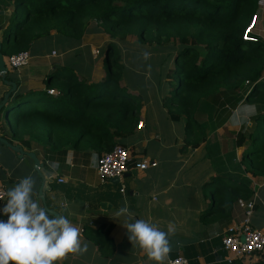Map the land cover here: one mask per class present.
<instances>
[{
	"label": "trees",
	"instance_id": "trees-1",
	"mask_svg": "<svg viewBox=\"0 0 264 264\" xmlns=\"http://www.w3.org/2000/svg\"><path fill=\"white\" fill-rule=\"evenodd\" d=\"M263 1L0 0V11L14 6L10 14L0 15L4 56L30 52L36 40L53 32L80 39L95 23L119 42L110 41L106 47L103 81L87 83L74 68L57 66L48 76L47 90L16 95L15 103L24 104L16 107L13 120L10 113L3 136L46 154H66L68 148L100 155L111 151L140 121L141 104L122 84L126 67L120 43L134 36L144 48L177 46L165 60L168 88L163 103L174 120L186 121L187 143L199 147L206 141L202 123L218 105L238 108L252 121L249 127L244 118L236 140L237 146L248 145L242 162L252 176H264V41L244 39ZM57 78L61 94L41 108L40 101L52 96L48 89ZM30 97H36L38 107ZM252 194L240 183L222 187L216 190L210 213H223L240 198L252 200Z\"/></svg>",
	"mask_w": 264,
	"mask_h": 264
},
{
	"label": "crops",
	"instance_id": "crops-1",
	"mask_svg": "<svg viewBox=\"0 0 264 264\" xmlns=\"http://www.w3.org/2000/svg\"><path fill=\"white\" fill-rule=\"evenodd\" d=\"M12 9L13 5L4 11V15L10 14ZM257 17L255 34L260 41H264V1ZM90 27L98 30L97 25ZM4 30L3 25L1 38ZM52 34L49 38L54 37L56 41L65 39L55 32ZM42 39L33 43L29 63L19 70H11L12 80L18 81V92L13 95V101L20 93L47 90L48 76L57 66L71 67L66 61L69 55H75L76 60L81 58L75 45L62 49L60 53L51 47L37 50ZM95 48L92 45L93 56ZM33 63H39V69L37 66L31 72L28 68ZM105 76L102 73L97 77H87V83L102 80ZM51 88L60 91L54 86ZM8 90L9 86L0 78V102ZM165 94L163 92L158 97L157 105L141 104L139 120L144 122V126H137L118 143L130 150L132 165L144 159L155 160L158 165L147 169L132 168L119 182L98 173V160L104 152L100 155L81 148H68L66 154H46L43 149H28L15 140L14 144H21L25 151H34L43 163L50 176L42 178L31 157H19V153L0 141V180L7 189L20 178L33 175L37 181L33 198L42 207L47 206L67 216L80 228L82 240L88 243L86 253L69 254L60 264H153L128 239L123 225L128 217L116 216L119 209L125 207L134 218L155 223L164 231L170 224L174 225L175 235L171 237L173 249L165 264H170V260L181 255L192 264H229L222 237L229 226L244 220L245 209L234 204L231 209L226 208L217 215L210 210L216 203V190L222 187L230 189L236 183L252 190L254 209L251 225L264 229V176L254 177L246 170L242 159L248 145L236 144L238 133L244 129V118L247 119V126L252 125L247 113L218 105L216 112L208 113L202 123L206 141L194 147L185 138L186 121L174 120L170 116L163 103ZM9 121L6 110H2L0 136L4 137ZM52 162H57L58 168H52ZM42 184L45 187L44 200L40 194ZM123 186L125 192L121 191ZM5 201H0V209ZM0 220H7V216L0 213ZM260 262L264 264V252L250 260V264Z\"/></svg>",
	"mask_w": 264,
	"mask_h": 264
},
{
	"label": "clouds",
	"instance_id": "clouds-1",
	"mask_svg": "<svg viewBox=\"0 0 264 264\" xmlns=\"http://www.w3.org/2000/svg\"><path fill=\"white\" fill-rule=\"evenodd\" d=\"M253 35L256 36L255 29ZM148 55L144 53L145 58ZM50 166L59 165L52 162ZM36 184L34 176L27 175L6 192V201L0 209L7 216V220H0V264H60L69 254L83 255L88 251L79 227L33 198ZM116 216L128 217L123 225L133 246H138L153 264H165L173 249L174 225L164 231L155 223L134 218L126 207L119 209Z\"/></svg>",
	"mask_w": 264,
	"mask_h": 264
},
{
	"label": "rangeland",
	"instance_id": "rangeland-1",
	"mask_svg": "<svg viewBox=\"0 0 264 264\" xmlns=\"http://www.w3.org/2000/svg\"><path fill=\"white\" fill-rule=\"evenodd\" d=\"M93 26H96V23L93 24ZM97 28L98 30L95 31L92 27H89L84 36L80 39L68 38L62 39L63 41H56L57 39L54 37L48 39L43 38L42 41L38 43L37 50L51 47L60 53L62 49L75 45L77 54H80L81 58L76 60L75 55H69L66 57V61H68L69 65L74 68L79 75V78L89 82L87 77H97L102 73L106 74V47L110 41H117V39L112 38L110 35L102 31L100 27ZM104 35L106 36V39ZM134 40L135 37L133 36L128 40L129 42L120 43L124 55L123 63L126 67L123 71L124 80H122V84L127 85L129 90L135 92L138 104L151 103L150 105H157L159 103L158 97L161 96L163 92L167 93L168 88L165 82V74L169 65V60L168 62L165 60L166 58L170 59V54L177 51V46L174 44L173 46L170 45L169 47L163 48H150L148 46H145L144 48L142 47V44L135 43ZM92 45L94 47L96 46L95 49H99V54L92 55ZM145 52L149 54L147 58L144 56ZM50 53H52V51ZM55 59L57 58L54 57V60ZM170 64L172 65L173 61H171ZM37 66L39 69V63H33L28 70L32 72ZM105 77L102 80H94L92 83L101 82ZM52 86L60 88L61 80L58 78L55 79ZM30 98L32 99L29 102L38 107V102L35 101L36 97ZM54 98V96L44 98L43 101H40L39 106L43 108L44 105L49 104ZM21 103L23 106L24 102ZM17 108L12 109V120Z\"/></svg>",
	"mask_w": 264,
	"mask_h": 264
},
{
	"label": "built area",
	"instance_id": "built-area-1",
	"mask_svg": "<svg viewBox=\"0 0 264 264\" xmlns=\"http://www.w3.org/2000/svg\"><path fill=\"white\" fill-rule=\"evenodd\" d=\"M257 15L254 16L252 23L246 29L245 40L257 41V36L253 35ZM99 49L93 50V54H99ZM31 53L22 51L17 54H11L5 57L6 64L12 71L19 70L29 63ZM51 95H60V91L53 88L48 89ZM144 126L143 121H139L138 127ZM158 162L155 160L144 159L142 162H136L132 165V156L130 150L124 146L117 144L111 151L104 152L98 160L97 171L102 177L113 178L123 177L132 168L147 169L156 167ZM63 180V179H61ZM7 187L0 180V201L6 199ZM125 192V186L121 189ZM238 205L245 209V218L240 224H234L227 228L223 234L222 241L224 250L227 253V261L229 264L239 261L241 264H250V260L258 254L264 252V229H257L251 225V215L254 209L253 200H245L240 198ZM170 264H192L186 257L178 256L170 260Z\"/></svg>",
	"mask_w": 264,
	"mask_h": 264
},
{
	"label": "water",
	"instance_id": "water-1",
	"mask_svg": "<svg viewBox=\"0 0 264 264\" xmlns=\"http://www.w3.org/2000/svg\"><path fill=\"white\" fill-rule=\"evenodd\" d=\"M1 14H4V11H0V15ZM2 27L3 26L1 25L0 30L2 29ZM2 51H3V44H2V38L0 36V78L7 86H9V90L5 93L4 98L0 102V112L5 109L6 115L9 119L10 113L12 112V109L20 106L22 103L18 102V103L12 104V103L16 102L15 100L13 101L12 97L14 94H16L18 92V81H14V80H12V78L11 79L7 78V75L9 72H11V70L9 69V67L6 64L5 56L2 54ZM0 141L9 145L11 147V149H13L15 152L19 153V157H22L23 155H27V156L31 157L34 160L36 171L39 173V175L42 178H44V175H47L48 177L50 176L49 172L44 169L43 163H41L40 159L36 156L34 151H25L23 149L24 147L21 144L11 143V141L9 139L2 137V136H0ZM112 179L119 182L121 177H113ZM50 181H52V180H50ZM44 184H42V187L40 189V194L42 195L43 200L45 199L43 196V192H44V188H45ZM45 209L49 210L50 212H52L54 214L60 215L58 212H56L52 209H49L47 206H45Z\"/></svg>",
	"mask_w": 264,
	"mask_h": 264
}]
</instances>
